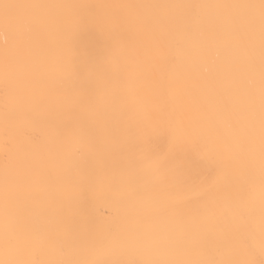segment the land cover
Masks as SVG:
<instances>
[{
  "label": "bare ground",
  "instance_id": "bare-ground-1",
  "mask_svg": "<svg viewBox=\"0 0 264 264\" xmlns=\"http://www.w3.org/2000/svg\"><path fill=\"white\" fill-rule=\"evenodd\" d=\"M12 4L183 5L259 4L260 0H6ZM52 18L31 31L13 62V78L6 81L4 51L6 31L0 11V260L64 258L82 261L163 259L210 261L232 258L218 243L219 229L208 224L203 209L223 194L211 186L208 165L184 143L153 136L156 154L181 165L187 186L169 193L155 181L132 174L129 161L139 146V124L146 116L154 121L173 118L194 124L207 136L231 137L240 118L225 99L235 97L243 82L245 57L231 30L221 23L226 15H244V9L205 8L203 22L186 28L182 8L138 10L143 25L133 24L126 35L130 54L121 59L122 72L104 85L96 111H72L62 86L60 51L54 18L63 9L47 10ZM258 15V9L256 10ZM34 14H39L34 10ZM166 18L153 23L150 18ZM258 33V26H257ZM82 42L90 36L85 34ZM175 56L171 61L170 57ZM258 58V41H257ZM258 67V65H257ZM41 98L40 103L18 104L14 88ZM258 88V75H257ZM31 114L26 118L24 112ZM49 114L57 123L78 125L91 134L89 150L65 154L61 146L43 139L31 142L35 125ZM258 174V169H257ZM135 191L138 195L133 197ZM258 197V193H257ZM258 208V199H257ZM258 216V212H257ZM6 221L21 237H30L31 248L47 247V237L62 239L71 230L73 242L63 257L32 256L30 250L5 251ZM135 222L149 234L170 235L180 246L126 251L118 242ZM216 241L217 243H213ZM257 253V264L261 260Z\"/></svg>",
  "mask_w": 264,
  "mask_h": 264
},
{
  "label": "snow or ice",
  "instance_id": "snow-or-ice-1",
  "mask_svg": "<svg viewBox=\"0 0 264 264\" xmlns=\"http://www.w3.org/2000/svg\"><path fill=\"white\" fill-rule=\"evenodd\" d=\"M63 9L54 18L57 26L56 41L60 51L62 86L72 111H96L104 85L122 72L121 59L130 54L126 35L133 24L143 25L145 18L138 11L145 8H182L186 10V28L202 23L200 9H244V15H226L221 23L232 33L239 51L245 57L243 82H236L235 97L223 102L229 110L240 109L233 134L227 140L207 136L194 124H185L173 118L154 121L146 116L140 122L139 146L129 161L132 174L153 181L154 187L177 193L183 190L189 177L181 165H172L168 157L155 153L153 136L174 143H184L191 153L208 165L211 186L222 189L223 194L203 209H197L205 221L219 229L218 243L228 250L232 258L210 261H176L144 259L128 261H82L76 259H10L0 264H257V253L264 264V0L259 4H183V5H96V4H12L0 0V11L11 42L6 39L4 69L6 81L13 78L15 54L21 44L40 22L52 19L47 10ZM258 9V15L256 10ZM37 10L39 14H34ZM153 23H164L166 18L154 16ZM258 26V33H257ZM88 34L90 40L82 42ZM258 41V58H257ZM171 61L175 56L170 57ZM258 65V67H257ZM258 75V88H257ZM18 104H36L41 98L30 96L21 88H14ZM26 118L31 114L24 112ZM43 139L57 142L65 154L77 156L90 148L91 134L78 125H61L51 114L35 125L31 142ZM258 169V174H257ZM258 193V197H257ZM133 197L138 194L133 191ZM258 199V208H257ZM258 212V216H257ZM73 242L71 230L62 239L47 237V247L31 248L30 237H21L6 221L4 247L9 253L30 250L32 256L51 254L63 257L65 245ZM126 251L137 248L160 249L180 246L182 241L164 234L145 233L132 222L129 231L118 241ZM213 243H217L213 241Z\"/></svg>",
  "mask_w": 264,
  "mask_h": 264
}]
</instances>
